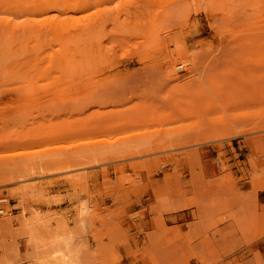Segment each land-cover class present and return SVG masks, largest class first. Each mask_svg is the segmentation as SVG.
Masks as SVG:
<instances>
[{
	"label": "rangeland",
	"instance_id": "obj_1",
	"mask_svg": "<svg viewBox=\"0 0 264 264\" xmlns=\"http://www.w3.org/2000/svg\"><path fill=\"white\" fill-rule=\"evenodd\" d=\"M45 1L0 0V264H264V0H88L68 51Z\"/></svg>",
	"mask_w": 264,
	"mask_h": 264
},
{
	"label": "bare ground",
	"instance_id": "obj_2",
	"mask_svg": "<svg viewBox=\"0 0 264 264\" xmlns=\"http://www.w3.org/2000/svg\"><path fill=\"white\" fill-rule=\"evenodd\" d=\"M69 2H70V1H69ZM60 3L62 4V6L65 7V10H64L63 13H59V12H57L58 14L53 15L52 17H50V20H51L52 22H51V24L48 26L49 31H50L51 29L53 30L54 28H58V27H59V29H62V26L65 25V23L62 24V26H61L60 24H58L57 20H58L60 17H63V18H70V19H71V18H73V17H72V15H73L72 13H73V12H77V11H85V10H87L88 8H90V5H89V3H88V0H87V1H86V0H85V1H84V0H83V1H82V0H75V1L73 2V4L71 3V4H72V5H71L72 8H68V6H67V5H68V2H67V1H64V2L61 1V2H59V3L56 2V1H47V2L45 1V2H43L42 4L39 5L37 11H39L40 13H42L44 16H45V15H49V14H51L52 12H54L55 8H56L55 11H57V7L60 5ZM71 14H72V15H71ZM134 19H135V17H134ZM99 22H100V21L94 22V23L91 24V25L94 27V24L96 23L97 26H98V23H99ZM103 23H104V21H103ZM91 25H89L91 28H90L89 26H87V27H89V30L91 29L90 31H86L87 33H86V32H84V33L82 32V34H80L81 32H78V34H76L77 36H76V35H72V36H68V37H66V36L63 37V36H61L60 34L63 33L64 30H62V32L59 33V30H58V29H55V30H53V32H54L55 35H54L53 32H52V37L55 39V41H58V45L60 44V45L62 46V48L65 49L64 51H68V50H66V48H67V46H69V45H73V46H74V45H78V44H79L78 47H80V44H82L81 42H83V41H84V42H83V46L86 48V47H87L86 45H88L87 42L90 40V38L93 37L95 34H97L98 32L101 31V30L99 29L100 27L98 28V27L95 25V26H96V27H94V28H95V29H94L95 34H93L94 31H93V33H92V29H93V27H92ZM99 25L101 26L102 23H100ZM125 25H126V24H125ZM139 25H140V21H139ZM142 25L144 26L143 23H142ZM63 27H64V26H63ZM85 28H86V27H85ZM97 28H98L99 31L96 33ZM101 28H103V26H102ZM139 28H140V27H139ZM139 28H138V29H139ZM141 28H142V27H141ZM130 29H131V31H132V28H130ZM146 29H147V28H145V30H146ZM86 30H88V28H86ZM145 30H144V33H145ZM148 30H149V29H148ZM250 30H251V29H250ZM84 31H85V30H84ZM146 31H147V30H146ZM42 32H43V31H42ZM56 32H58V34H56ZM88 32H89V33H88ZM138 32H140V31H138ZM250 32H251V31H250ZM253 32H254V31H253ZM253 32H251V33H253ZM44 33H45V32H44ZM44 33H43V34H44ZM49 33L51 34V32H49ZM133 33H134V31H133ZM135 33H136V32H135ZM135 33H134V34H135ZM146 33H147V32H146ZM255 33H256V34H255ZM41 34H42V33H41ZM46 34H47V33H46ZM91 34H92V35H91ZM56 35H57V36H56ZM90 35H91V37L89 38ZM141 35H142V34H141ZM145 35H146V34H145ZM145 35H144V36H145ZM147 35H148V34H147ZM252 35H253V34H252ZM252 35L248 34L249 37L245 36L247 40L244 39V40L248 41V44H249V46H250V49H251L252 46L255 47V46H254L255 43H256L255 40H258V38H259V37H256V36H255V35H258L257 32H254V35H253V36H252ZM42 36H43V35H42ZM42 36H41V37H42ZM254 36L256 37V39H255ZM43 37H44V36H43ZM138 37H139V36H138ZM138 37H137V38H138ZM245 37H244V38H245ZM250 37H253V39H250ZM56 38H57V40H56ZM146 38H147V36H146ZM46 39H47V38H46ZM46 39H44L45 42H46ZM38 40H39V39H38ZM250 40H251V41H250ZM246 41H245V42H246ZM47 42H49V40H48ZM249 42L252 43V44H253V42H254V44L252 45V44H250ZM52 43H53V42H52ZM145 43H146V42H145ZM140 44H141V43H140ZM58 45H57V46H58ZM141 45H142V44H141ZM245 45H247V43H246ZM251 45H252V46H251ZM64 46H66V48H65ZM247 46H248V45H247ZM249 46H248V48H249ZM48 47H49V46H48ZM74 47H75V46H74ZM253 47H252V48H253ZM46 48H47V47H46ZM50 48H51V47H50ZM80 48H81V47H80ZM253 49H254V48H253ZM78 50H79V49H78ZM78 50H77V51H78ZM82 50H83V48H82ZM82 50H81V51H82ZM91 50H92V49H91ZM61 51H63V50L61 49ZM71 51H72V50H71ZM44 52H45V49H44ZM44 52H43V53H44ZM82 52H83V51H82ZM87 52H88V51H87ZM65 56H66V55H65ZM57 59H58V58H57ZM59 59H60V58H59ZM62 61H63V63H60V67L62 66V67L65 68V66H66V68H67V65H64V62H65V61H64V60H62ZM55 62H56V61H55ZM65 63H66V62H65ZM247 63H248V62H246L245 64H247ZM55 64H56V63H55ZM56 65H57V64H56ZM252 65H253V64H252ZM245 67H246V66H245ZM248 67H249V63H248ZM250 68H251V64H250ZM250 68H249V69H250ZM256 68H257V65H256V67H255V72H256ZM258 68H259V66H258ZM246 69H247V67H246ZM246 69H245V72H246ZM249 69H247V72L249 71ZM251 70H253V72H254V66H253V68H251ZM247 72L245 73V74H246V76L244 77L245 80H244V78H242V80H244V83H245L246 81H247V83L250 82V81H248V79H246V77H247V75H248ZM253 72H252V71H249L250 75H248L249 78H251L252 81H253V79H254L253 76L256 75V74L254 75ZM251 73L253 74L252 76H251ZM256 73H257V72H256ZM255 77H256V79H254V82H256V80L258 79L257 76H255ZM259 80H262V78L260 77V78L258 79V81H259ZM252 81H251V84L249 83V85L244 84L245 88L247 87V89H248V86L250 87V86L253 84ZM258 81L256 82V84L258 83ZM263 82H264V80H263ZM258 85H259V84H257V88L255 87L256 85H254L255 89L252 88L253 85L251 86V89H253V90H256V89H257L256 91H251V89H248V90H250V91L248 92V90H247V91H244V90H246V89H243L244 86H243V83H242V88H241L240 90L243 91V95H244V92L247 93V94L250 93V92H251V93L255 92V94L253 93V95H252V96H254V95H256V92H258V93H260V92L263 93V92H264V91H262V90L260 91V89H259V88H260V85H259V86H258ZM263 85H264V83H262V86H263ZM240 92H241V91H240ZM251 93H250V94H251ZM258 93H257V95H256L254 98H256V97H260V94H261V93H260V94H258ZM250 94H248V95L250 96ZM243 95H242V97H243ZM248 95H247V96H248ZM252 96H251V98H253ZM263 96H264V95H263ZM244 97H245V96H244ZM261 97H262V95H261ZM261 97H260V98H261ZM245 98H246V97H245ZM249 98H250V97H249ZM251 98H250V100H251ZM254 98H253V99H254ZM263 98H264V97H263ZM247 100H248V99H247ZM247 100H246V101H247ZM256 100H259V98H256L255 101H256ZM262 100H264V99H261V102H260V100H259L258 103L256 102V103H257L256 106H258L259 104L261 105V103H263ZM248 101H249V100H248ZM245 103H246V102H245ZM250 103H251V101H250ZM160 138H161V137H159L158 139L155 138V139H157V140L152 139V141H153V142H154V141H159V140L161 141L162 138H161V139H160ZM4 212H5V211H4ZM8 223H9V222H5V224H8ZM23 224H24V223H23ZM27 224H28V221H27ZM24 226H25V224H24ZM24 226L22 225V227H24ZM3 227H4V226H3ZM7 227H8V226H7ZM7 227H4V229L6 230ZM27 227H28V226L26 225V226L24 227L23 231H26V229H28ZM4 229H2V230H4ZM21 229H22V228H21ZM5 230H4V231H5ZM7 230H8V229H7ZM23 231H22V232H23ZM1 232H2V231H1ZM56 242H57V241H56V239H55L53 243L56 244ZM55 253H56V254L59 253V255H61V257L64 258V262H66L65 259H66V260H68V259H70V260L73 259V258L71 257L70 254H66L65 252H62L61 250L56 249V251L53 253V254L56 256V258H58L56 261H60V262H61L60 258L58 257L59 255L57 256ZM51 256H52V255H51ZM52 257L54 258V256H52ZM54 259H55V258H54ZM64 262H63V263H64ZM69 262H70V261H68L67 263L69 264ZM67 263H66V264H67ZM70 263H71V264H72V263L74 264V261H73V262L71 261Z\"/></svg>",
	"mask_w": 264,
	"mask_h": 264
},
{
	"label": "built area",
	"instance_id": "obj_3",
	"mask_svg": "<svg viewBox=\"0 0 264 264\" xmlns=\"http://www.w3.org/2000/svg\"><path fill=\"white\" fill-rule=\"evenodd\" d=\"M1 202H4V201L3 200H0V203ZM3 212H4V209L0 207V217L2 216Z\"/></svg>",
	"mask_w": 264,
	"mask_h": 264
}]
</instances>
